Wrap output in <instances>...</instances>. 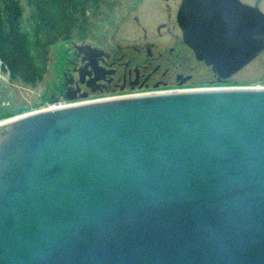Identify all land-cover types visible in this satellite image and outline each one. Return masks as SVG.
I'll use <instances>...</instances> for the list:
<instances>
[{
	"label": "water",
	"instance_id": "obj_1",
	"mask_svg": "<svg viewBox=\"0 0 264 264\" xmlns=\"http://www.w3.org/2000/svg\"><path fill=\"white\" fill-rule=\"evenodd\" d=\"M220 3L184 0L177 17L196 56L230 75L264 48V13ZM0 264H264V86L0 121Z\"/></svg>",
	"mask_w": 264,
	"mask_h": 264
},
{
	"label": "rangeland",
	"instance_id": "obj_2",
	"mask_svg": "<svg viewBox=\"0 0 264 264\" xmlns=\"http://www.w3.org/2000/svg\"><path fill=\"white\" fill-rule=\"evenodd\" d=\"M48 1L57 5L54 8L59 10L71 7L70 0H45ZM246 1L258 2L264 13V0ZM19 3L22 24L28 28L26 18L29 7L26 0H19ZM173 9V0H106L86 27L76 29L70 38L48 46L46 72L35 84L10 79L0 61V121L41 109L54 101L55 97L62 100L60 90L64 65L70 59L74 45L79 44L81 40L104 44L110 48L115 46V42L122 45H143L151 41L166 50V45L175 43L177 28L172 21ZM88 13L91 14L92 10L88 9ZM175 69L192 72L197 78L205 71L185 49L181 62ZM230 83L233 86H264V48L256 59L251 60L232 76Z\"/></svg>",
	"mask_w": 264,
	"mask_h": 264
},
{
	"label": "flooded vegetation",
	"instance_id": "obj_3",
	"mask_svg": "<svg viewBox=\"0 0 264 264\" xmlns=\"http://www.w3.org/2000/svg\"><path fill=\"white\" fill-rule=\"evenodd\" d=\"M183 1L173 0L172 21L177 31L175 43L166 45V50L151 41L143 45H122L115 42L113 48L91 43L89 40H81L79 44H75L70 59L64 65L60 90L62 99L69 100L71 97V102L80 103L115 96L230 86L232 76L242 68L228 75L229 68L217 70L196 56L194 50L184 41L183 30L178 22L177 16ZM239 1L261 11L258 2ZM197 4L206 5L209 9L221 5L220 0H197ZM210 21L209 15L198 16L196 25L203 31ZM221 23L222 20L218 23V30ZM183 49L205 70L200 74V78L192 72L175 69L181 62ZM262 50L252 60L256 59ZM58 98L55 97L54 100Z\"/></svg>",
	"mask_w": 264,
	"mask_h": 264
},
{
	"label": "trees",
	"instance_id": "obj_4",
	"mask_svg": "<svg viewBox=\"0 0 264 264\" xmlns=\"http://www.w3.org/2000/svg\"><path fill=\"white\" fill-rule=\"evenodd\" d=\"M105 2L70 0L69 9L59 10L49 1L26 0L29 7L26 28L22 24L19 0H0V61L9 78L35 84L46 72L48 46L86 27ZM88 9L92 10L91 14Z\"/></svg>",
	"mask_w": 264,
	"mask_h": 264
},
{
	"label": "built area",
	"instance_id": "obj_5",
	"mask_svg": "<svg viewBox=\"0 0 264 264\" xmlns=\"http://www.w3.org/2000/svg\"><path fill=\"white\" fill-rule=\"evenodd\" d=\"M68 103L65 100H56V101H52L50 104H47L46 106H44V108H59V107H63L66 106Z\"/></svg>",
	"mask_w": 264,
	"mask_h": 264
},
{
	"label": "bare ground",
	"instance_id": "obj_6",
	"mask_svg": "<svg viewBox=\"0 0 264 264\" xmlns=\"http://www.w3.org/2000/svg\"><path fill=\"white\" fill-rule=\"evenodd\" d=\"M41 109H48V108H41Z\"/></svg>",
	"mask_w": 264,
	"mask_h": 264
}]
</instances>
